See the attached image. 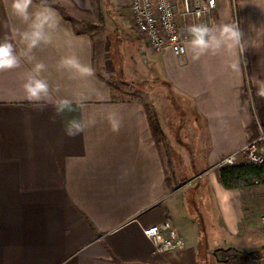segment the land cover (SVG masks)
I'll return each mask as SVG.
<instances>
[{
	"label": "crops",
	"instance_id": "obj_1",
	"mask_svg": "<svg viewBox=\"0 0 264 264\" xmlns=\"http://www.w3.org/2000/svg\"><path fill=\"white\" fill-rule=\"evenodd\" d=\"M56 1L78 13L95 5ZM178 2L186 44L181 56L154 50L132 26L125 1L146 58L161 66L158 79L190 108L184 114L178 111L182 102L175 101L172 115L168 96L152 103L170 162L153 136L147 103L116 97L96 68L97 39L79 30L70 13L52 6L60 27L52 43L32 53L47 66L42 75L53 98L67 101L68 110L56 115L51 106L39 110L23 99L22 83L32 66L27 61L0 72V264H251V253L264 248V210L247 207L249 187L225 188L215 167L264 129V97L258 95L264 89V0H220L201 17L185 14ZM233 21L243 32L242 52L191 59L189 24ZM23 28L10 0H0V39L7 36L19 50L16 33ZM72 54L93 68L92 77L73 79L58 70L60 58ZM231 61H238L237 69L227 67ZM111 112L122 121L118 133L107 120ZM73 119L95 124L69 138L64 129ZM244 162L240 156L237 164ZM202 204L211 205L209 213H202ZM167 220L185 245L158 252L143 228Z\"/></svg>",
	"mask_w": 264,
	"mask_h": 264
},
{
	"label": "clouds",
	"instance_id": "obj_2",
	"mask_svg": "<svg viewBox=\"0 0 264 264\" xmlns=\"http://www.w3.org/2000/svg\"><path fill=\"white\" fill-rule=\"evenodd\" d=\"M10 10L13 16L24 25V28L16 33V38L23 47L18 50L13 40L7 36L0 39V72L19 69L27 61L32 66L22 83L23 99L39 110L51 106L56 115L62 114L69 109L68 102L53 98L50 83L42 75L47 66L43 62H35V57L32 55L41 45L52 43L53 35L60 27L55 9L48 0H40L37 7H34V0H10ZM186 31L189 36L188 51L193 61H199L202 56L209 53L221 55L225 52L234 53L236 49L243 51V32L235 21L220 24L191 23ZM227 67L232 70L237 69L238 61L229 62ZM58 70L67 72L69 78L73 79L90 78L94 75L93 68L82 63L75 54L61 57ZM258 95L264 97V89L259 90ZM51 119L54 122L55 116ZM107 120L111 130L118 133L122 127L118 114L109 113ZM93 124L95 120L85 124L81 120L73 119L65 126L64 132L67 137L74 138Z\"/></svg>",
	"mask_w": 264,
	"mask_h": 264
},
{
	"label": "rangeland",
	"instance_id": "obj_3",
	"mask_svg": "<svg viewBox=\"0 0 264 264\" xmlns=\"http://www.w3.org/2000/svg\"><path fill=\"white\" fill-rule=\"evenodd\" d=\"M94 1V8L89 13H78L74 10L69 12L62 3L58 2V4L65 14L70 13L69 15L74 17L72 21L79 30L89 31L97 39L96 68L99 74L117 90L116 97L138 98L150 105L154 112L157 108H153L152 103H163L168 96L170 98L167 103L169 113H171L170 108L173 110V106L179 101L178 104L182 102V105L178 106V111L190 114L187 100L174 92L163 79L160 77L158 79L161 71L160 64L146 58V44L138 39L134 30L130 28L126 0ZM247 192L251 195L246 198L247 207H253L252 210L256 212L264 210V183L249 187ZM201 207L202 213L210 212V204H202ZM212 212L214 214V211ZM205 247V243H202L201 255ZM250 261L251 264H255L251 258Z\"/></svg>",
	"mask_w": 264,
	"mask_h": 264
},
{
	"label": "built area",
	"instance_id": "obj_4",
	"mask_svg": "<svg viewBox=\"0 0 264 264\" xmlns=\"http://www.w3.org/2000/svg\"><path fill=\"white\" fill-rule=\"evenodd\" d=\"M130 22L139 35L157 51L171 49L176 55L186 53L185 38L178 23L180 4L178 0H128ZM194 1V3L192 2ZM220 0H181L184 13L201 17L217 7ZM234 4L238 0H232ZM240 156L245 163L264 165V129L260 127L258 137L246 143L239 151L220 159L215 167L221 169L236 165ZM264 226V215L261 217ZM144 235L155 245L158 252H170L185 245L183 236L169 220L143 228ZM255 264H264V248L251 253Z\"/></svg>",
	"mask_w": 264,
	"mask_h": 264
},
{
	"label": "trees",
	"instance_id": "obj_5",
	"mask_svg": "<svg viewBox=\"0 0 264 264\" xmlns=\"http://www.w3.org/2000/svg\"><path fill=\"white\" fill-rule=\"evenodd\" d=\"M36 1L40 2V0ZM48 3L51 6H55L63 11V8H61L56 0H48ZM145 107L151 123L153 136L157 143L164 145L167 158L170 162L171 155L169 143L163 128L157 119L156 113L152 111L151 106L146 104ZM219 180L227 189H242L252 187L257 183H264V165H254L244 162L242 164L226 166L219 170Z\"/></svg>",
	"mask_w": 264,
	"mask_h": 264
}]
</instances>
